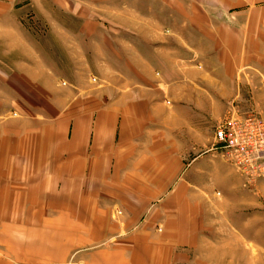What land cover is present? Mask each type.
Segmentation results:
<instances>
[{
    "label": "rangeland",
    "instance_id": "obj_1",
    "mask_svg": "<svg viewBox=\"0 0 264 264\" xmlns=\"http://www.w3.org/2000/svg\"><path fill=\"white\" fill-rule=\"evenodd\" d=\"M234 1H225L222 10L227 16L218 19L202 13L199 16L188 15L189 0H57L63 2L66 13L52 10L46 18L27 16L24 27L28 37L20 35L27 48H20L17 54H12L10 48L0 49L2 171H7L13 143H17L24 155L28 143H31L40 149L42 171H67L72 180L76 174L79 179H88V200H92L98 189L108 184L105 176L109 157L119 151L117 146H110L108 140L104 144L108 139L107 127L113 125L116 133L121 132L124 126L134 129L135 114L143 131L144 136H141L146 140L138 154L149 142L169 146L171 139L179 141L178 153L185 158L182 160L184 164L205 154L188 176L200 189L194 199L248 204L243 210L242 221L237 223L243 236L241 241L232 235L224 238L223 235L228 234L219 225L216 230L209 229L207 223L202 225L206 234L204 238L213 244L211 262L216 263L222 256L219 250L226 249L227 264H264V178L254 184L249 183L233 165L225 163L223 153L215 147L217 129L232 120L243 124L250 116L264 122V113L252 105L248 92L219 95L220 91L217 92L211 82L204 84L200 76L205 71L217 72L220 67L224 70L225 65L217 63L218 56L200 44L201 34L195 30L211 19L213 22L233 23L235 15H241L244 9L264 7L256 0H237L239 6L235 8ZM206 11L209 14L212 8L207 7ZM213 34L220 36L221 33L214 30ZM63 39L67 44L66 55L64 48L59 47ZM30 50L39 52L40 56L47 55L46 62L30 63L32 59L29 56L33 54L36 57L32 51L26 53ZM201 59L214 64L205 69ZM42 69H46L47 76H43ZM220 84H225V81H219ZM35 87L44 91L46 96L42 97L40 93L33 95L38 91ZM224 87L222 85V89ZM218 89L222 90L221 86ZM226 89L234 93L235 86L232 88L228 83ZM115 106H123L127 110L111 112ZM128 106L135 109L129 108V111ZM101 122L103 131L100 139L106 153L100 163L70 156L77 132L80 138L85 134L93 139L95 137L91 134ZM64 142L67 143L68 155L62 159ZM186 151L189 157L184 154ZM167 152L170 157L177 150L170 146ZM214 156L223 164L209 171L207 158ZM137 162L136 168L156 170L152 160H147L146 166L145 161ZM132 166L127 168L128 171ZM148 171L141 174L134 171L129 180L123 177L125 182L117 183L130 185V192L122 191L129 194L137 208L145 197L149 202L155 201L150 199L155 198L158 192L151 190L152 186L147 191L137 188V181L148 183L153 178ZM163 172L164 176H158L156 181L166 187L174 182L176 171L164 169ZM102 190L105 192V187ZM171 190L165 195H171L174 189ZM178 195L182 204L191 201L183 190ZM231 216L235 221V215ZM173 228L167 226V232L174 231ZM235 243H241V248ZM199 246L198 250L202 251L203 246Z\"/></svg>",
    "mask_w": 264,
    "mask_h": 264
},
{
    "label": "crops",
    "instance_id": "obj_2",
    "mask_svg": "<svg viewBox=\"0 0 264 264\" xmlns=\"http://www.w3.org/2000/svg\"><path fill=\"white\" fill-rule=\"evenodd\" d=\"M189 1L188 15L199 16L202 13L217 19L227 16L222 10L226 0ZM256 1L260 5L264 4V0ZM62 3L57 0H0V49L10 48L12 54H17L20 48H27L21 38L28 37L24 27L25 18L30 15L46 18L52 10L66 13ZM234 5L235 8L239 6L237 0ZM207 7L212 8L209 14ZM235 17L233 23H222V20L213 22L214 19H209L208 24L195 30L201 34L200 44L218 56L217 63L225 65L224 70L220 67L217 72H202L201 80L204 84L206 81L211 82L217 92L220 91L219 95L248 92L252 97V105L257 111L264 113V7H249ZM62 30H65V26ZM214 30L219 31L220 36L214 35ZM59 47L64 48V51L67 48L64 39L60 40ZM32 52L36 53V57L33 54L32 57L29 56L32 59L30 63L46 62L47 55L40 56L39 52ZM64 54L66 55V51ZM200 63L205 69L206 66L214 64L204 59ZM42 70L43 76H47L46 69ZM219 81H225V84L218 85ZM228 83L232 88L235 86L234 93L227 91ZM222 85H225L224 89ZM220 86L224 92L218 89ZM35 88L38 91H34L33 95L40 93V96H46L44 91ZM129 108L135 109L134 106H128L129 111ZM126 110L123 106H115L111 112ZM133 117L134 129L124 126L121 132L116 133L113 125L107 127L108 139L104 140V144L108 140V144L117 146L119 151L109 157L105 176L108 184L103 185L106 191L102 190L103 187L98 189L92 200H88V179H79L76 174L72 180L67 171H42L39 147L28 143L24 155L19 151L17 143H13L10 162L6 164L7 171H2V150L0 151V264H227L226 249L219 250L222 252V259L216 263L211 262L210 251L213 244L204 238L206 234L202 225L207 223L212 230L218 229L216 226L219 225L228 234L223 235L224 238L232 235L239 237V240L243 239L237 223L242 221L243 210L248 204L194 199L200 189L193 182V178L188 176L194 172V166L205 154L184 164L182 160L185 158L178 153L179 141L172 139L168 141L169 146L149 142L145 144L144 151L138 154L146 140L142 138L143 131L135 119V114ZM100 124L91 134L95 137L93 139L85 134L80 138L77 132L70 156L100 163L106 153V147L101 144L103 124ZM65 142L62 159L68 155ZM170 146L175 147L177 152L168 157L167 150ZM109 149L108 147L107 150ZM184 154L190 156L188 151ZM137 160L145 161V166L147 160H152L156 170L136 168ZM207 160L209 171L214 166L223 164L217 156ZM123 163L126 165H122ZM131 165L133 166L128 171L127 168ZM179 165H182L180 169ZM142 166L144 167L143 164ZM164 169L176 171L173 174L174 182L166 187L158 185L156 181L158 176H164ZM134 171L139 174L148 171L153 177L148 183L137 181L138 189L147 191L152 186L151 190L158 191L155 198L150 199L155 201L149 202L145 197L138 205L139 208L132 203L134 201L129 194L122 191L130 192V185L117 184L121 180L125 182L123 177L129 180ZM171 188L174 189L173 193L165 195ZM180 190L185 191L191 201L182 204L177 198ZM231 215H235V221H232ZM169 225L174 227V231L170 233L167 232ZM199 245L203 246L202 251L198 250ZM235 246L241 248L242 244L235 243Z\"/></svg>",
    "mask_w": 264,
    "mask_h": 264
},
{
    "label": "built area",
    "instance_id": "obj_3",
    "mask_svg": "<svg viewBox=\"0 0 264 264\" xmlns=\"http://www.w3.org/2000/svg\"><path fill=\"white\" fill-rule=\"evenodd\" d=\"M262 142V143H261ZM215 147L251 184L264 178V122L250 116L217 129Z\"/></svg>",
    "mask_w": 264,
    "mask_h": 264
}]
</instances>
